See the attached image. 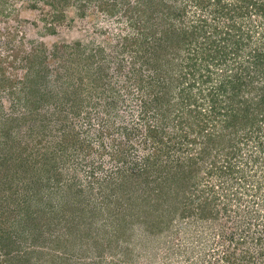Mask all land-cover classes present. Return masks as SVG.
<instances>
[{
  "label": "rangeland",
  "instance_id": "374dc122",
  "mask_svg": "<svg viewBox=\"0 0 264 264\" xmlns=\"http://www.w3.org/2000/svg\"><path fill=\"white\" fill-rule=\"evenodd\" d=\"M0 264H264V0H0Z\"/></svg>",
  "mask_w": 264,
  "mask_h": 264
},
{
  "label": "trees",
  "instance_id": "16d2710c",
  "mask_svg": "<svg viewBox=\"0 0 264 264\" xmlns=\"http://www.w3.org/2000/svg\"><path fill=\"white\" fill-rule=\"evenodd\" d=\"M258 7H262L263 8V6H261V5H259ZM226 257L228 256V255H225Z\"/></svg>",
  "mask_w": 264,
  "mask_h": 264
}]
</instances>
